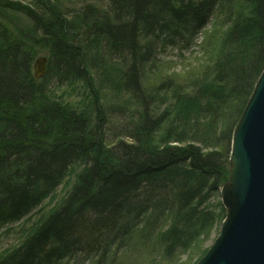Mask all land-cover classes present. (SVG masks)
Segmentation results:
<instances>
[{
	"label": "trees",
	"instance_id": "1",
	"mask_svg": "<svg viewBox=\"0 0 264 264\" xmlns=\"http://www.w3.org/2000/svg\"><path fill=\"white\" fill-rule=\"evenodd\" d=\"M200 35L201 62L165 72L162 52ZM263 71L264 0H0V229L78 168L0 264H163L189 250L223 217L210 199ZM50 83L86 94L72 105Z\"/></svg>",
	"mask_w": 264,
	"mask_h": 264
},
{
	"label": "water",
	"instance_id": "2",
	"mask_svg": "<svg viewBox=\"0 0 264 264\" xmlns=\"http://www.w3.org/2000/svg\"><path fill=\"white\" fill-rule=\"evenodd\" d=\"M47 58L33 63L35 80ZM232 174L221 191L226 208L220 234L198 264H264V71L234 131Z\"/></svg>",
	"mask_w": 264,
	"mask_h": 264
},
{
	"label": "rangeland",
	"instance_id": "3",
	"mask_svg": "<svg viewBox=\"0 0 264 264\" xmlns=\"http://www.w3.org/2000/svg\"><path fill=\"white\" fill-rule=\"evenodd\" d=\"M8 19L3 20L2 22L4 25H10V23H7V21L12 18V21H18V16H15L16 14H5ZM202 35L199 36V38L196 40V44L191 47L190 50L184 51L182 54H179L178 52L166 49V51L162 52V55L159 57L160 61L164 62L161 63V65H164L165 72L171 73H182V71L186 68H189L190 66H196L201 62V52H200V46H198L201 42ZM48 57L47 51H39L35 57ZM34 59V61H35ZM34 63V62H33ZM33 67V65H32ZM33 73V72H32ZM42 79V78H41ZM39 79V80H41ZM50 89L54 90V95L57 96L59 99L63 100L66 103L69 104H76L79 100L83 99L85 96L84 88L81 84H73L69 87H62L58 86L57 84H51L50 83ZM107 95L108 100L114 105H118L117 103L122 102L121 97L115 96L111 91L103 92ZM230 161V158H229ZM232 170V163L229 162L228 167V177L227 182L231 178V172ZM78 171L77 167H73L70 170L69 176L67 179L53 192L52 195H50L39 208V211L31 215V217L22 220L21 222L14 223L10 225L7 228L0 229V257L5 255L8 251H10L14 246L18 244L20 241L22 235H24V232L37 221L38 218H41L42 216H45L47 213L54 210L56 206L60 204V202L65 198L67 195V192L70 190L71 186L74 183L75 175ZM226 182V183H227ZM225 183V184H226ZM223 184L219 190L218 193L211 197V203L217 204L220 203L221 210L223 211V217L221 219H218L214 222L213 226L211 227L210 231L208 233L202 234L194 243V245L187 251L176 253L175 256L171 257L169 256L163 261V264H198L202 258L206 255V253L209 251L211 246L214 244L215 240L217 239L218 235L220 234V229L225 221L226 216V208L221 202V189L224 187ZM219 209H217V212ZM144 247L143 244L139 245L137 249L134 252H139ZM151 264H162L161 262H158L157 259H153L151 261Z\"/></svg>",
	"mask_w": 264,
	"mask_h": 264
}]
</instances>
